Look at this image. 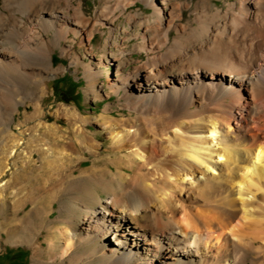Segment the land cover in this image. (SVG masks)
Listing matches in <instances>:
<instances>
[{
  "label": "bare ground",
  "instance_id": "6f19581e",
  "mask_svg": "<svg viewBox=\"0 0 264 264\" xmlns=\"http://www.w3.org/2000/svg\"><path fill=\"white\" fill-rule=\"evenodd\" d=\"M83 3L2 0L0 107L9 120L70 36L115 16L137 29L147 60L112 89L145 116L99 121L125 166L100 179L84 240L105 264H264V0H107L93 18Z\"/></svg>",
  "mask_w": 264,
  "mask_h": 264
},
{
  "label": "rangeland",
  "instance_id": "374dc122",
  "mask_svg": "<svg viewBox=\"0 0 264 264\" xmlns=\"http://www.w3.org/2000/svg\"><path fill=\"white\" fill-rule=\"evenodd\" d=\"M82 1L92 18L107 2ZM139 9L144 17L152 14L142 3L131 11ZM114 19L92 40L70 36L62 46L66 54L55 49L52 70L13 105L9 120L10 107H0V264H105L103 245L84 240L81 220L110 193L100 179L116 178L125 165L99 121L145 116L130 109L128 90L112 89L117 76L136 65L129 59L147 60L136 51L137 29L126 16ZM69 242L73 248L63 258Z\"/></svg>",
  "mask_w": 264,
  "mask_h": 264
}]
</instances>
